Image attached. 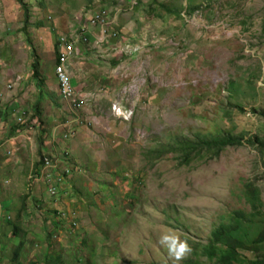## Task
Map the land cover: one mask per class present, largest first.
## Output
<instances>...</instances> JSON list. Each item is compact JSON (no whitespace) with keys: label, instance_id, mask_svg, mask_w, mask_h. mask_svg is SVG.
Listing matches in <instances>:
<instances>
[{"label":"rangeland","instance_id":"obj_1","mask_svg":"<svg viewBox=\"0 0 264 264\" xmlns=\"http://www.w3.org/2000/svg\"><path fill=\"white\" fill-rule=\"evenodd\" d=\"M23 1L27 7L1 1L0 68H18L27 81L35 56L44 76L55 79L49 38L56 42L79 24L94 27L80 16L105 10L113 21L109 33L118 35L88 46L89 61L72 60L77 84L89 73V96L112 85L92 104L107 121L99 132L88 126L98 152L79 150L78 163L69 157L64 168L70 171L61 168L55 196L45 179H27L31 163L44 154L38 153L37 132L32 147L20 149L0 170V264H13L20 243L23 263L41 264L52 253L68 264L205 263L191 253L193 246L206 243L235 210H251L244 193L248 182L260 187L264 210V153L247 143L250 137L264 139V0H136L132 10L118 0ZM3 28L13 39L10 46ZM120 43L127 44L124 51ZM117 58L120 65L112 62ZM232 81L239 92L231 90ZM119 82L120 93L112 90ZM31 85L25 87L27 102ZM128 85L132 91L125 93ZM117 92L122 99L116 101L132 110L128 119L113 115L105 99L115 100ZM16 115H9L11 126ZM43 123L42 144L51 143L50 125ZM227 133L242 136L243 145L227 147L214 159L205 154L185 161L171 149ZM7 216L17 225L16 235Z\"/></svg>","mask_w":264,"mask_h":264},{"label":"crops","instance_id":"obj_2","mask_svg":"<svg viewBox=\"0 0 264 264\" xmlns=\"http://www.w3.org/2000/svg\"><path fill=\"white\" fill-rule=\"evenodd\" d=\"M1 1L2 0H0V7L4 9ZM119 1L128 3L127 0H118V2ZM1 8H0V14L3 13V9ZM4 11L6 14L8 10L7 11L4 10ZM8 13L11 14L10 11H8ZM121 26L122 25H120V27ZM17 28L18 26L16 27V29ZM111 28L112 27L110 26V30H113ZM93 29L94 28H92L91 30ZM75 30L76 29H74L73 31ZM2 31L6 36V38L4 39L6 45L10 46L13 43L12 41L13 39L11 35L7 34L9 32L5 28H3ZM124 31H126V28H124ZM93 32L95 35H97L98 34L97 28H95ZM52 36L49 38V43H51V48L54 49L56 55H58L57 46H56L57 41L54 42ZM91 44L93 43L90 42V44H87V46H81L79 44L78 46H80L79 48L81 49L80 51L78 49V51L80 53L78 52L79 55H77L75 59L79 58L80 60H84L85 58L88 61L92 59L90 58L92 54L88 52L89 51L88 46L91 47ZM120 44H123V43H120ZM56 59L57 58L55 56L54 62L52 61L54 67H55ZM117 60L121 61L120 58H117ZM120 61L117 64H119ZM84 63L85 62H83L82 65ZM99 64L100 62L97 61V64L94 65V68L95 66ZM54 67H53V72H54ZM81 67L79 68V71L83 69ZM71 72H72V77H73V84L76 90L80 92V94L83 95L87 99L86 102L89 103V105H87L86 107L84 104L83 108L80 110L81 112L79 113V115H83V117H85L84 119H87V120L88 119L91 120V117L95 118L96 124H94L93 127L95 131L99 132L100 129L105 128V125H107L106 123L107 121H105L106 119H102L98 115V113L101 111V108L97 110L94 106L97 101H101L99 99H101L108 92L107 89H110L112 85L110 87L107 86L108 83L105 85H102L96 91L92 92L93 93V97H92V96H89V94H91V91L89 90L88 85L85 82V80H87L89 77V73L85 70V72L82 74V77H83L82 83L77 84L76 83L77 80L75 79V77L77 76L76 72L78 71L74 69L73 63L71 64ZM40 74L43 76L45 80L44 82L45 90L43 94L45 95V97H47V99H44L43 101H40L39 98L37 97L39 89L34 84L35 82L32 81V79H29V81H27L28 78L25 77L26 75L24 74V72H21L20 69L18 68H11V67H7L6 69L0 68V94L3 95V101H4L3 102L4 104H2L1 106L2 108L0 110V170L1 171H3V168H5V164L7 163L8 160L10 159L12 160V158L13 159L17 158L14 156L18 153L20 149H22L23 147L27 145H30V148H31L32 144H34V139H35L34 135H37L38 133L40 134L39 127H38L40 124V121L38 120V118L29 120L31 121V123L27 122L28 116L33 114L34 110L36 109V104L38 102L41 103V108H42L41 119L50 125V127L48 128V133L52 135L51 143L48 141H45L44 144L41 143L40 152L42 151L44 153L43 155H46V156L47 154L45 152H48V154H51V157H54V160H56V163L59 167V171H61V168H64V165L66 163L69 164V160H70L69 157L73 158L74 161L78 163V160L76 159V157L79 155V150H84L85 151L84 153H87V150H88L87 154L92 155V156H94L95 152L96 153L98 152V147L95 145V142L92 138V133H90V130L88 128V126L90 125H87L86 123L74 122L73 126L75 127V130H74L73 136L70 135L71 137L68 136L69 138L65 136V134L68 132V129L72 125L71 114L68 112L69 107L67 106L65 102H62L61 100L56 77L55 79H51L49 74L46 75L45 77L42 71H40ZM54 76H55V72H54ZM9 84L13 86L11 90H7L6 88L7 85ZM26 85L33 86L32 88H30L31 98L29 99L28 102L25 100V95H24ZM84 85H85L84 91H81ZM120 85H121V82L117 84L116 89H112V90H116L118 92L121 91L119 89ZM104 86L107 88H105ZM129 87H130L129 85H128V88L124 86L123 90L125 91V93H126V90L128 92L132 91L131 89H129ZM118 92L116 93L117 95L115 97V100L114 99L110 100L109 96L108 98H105V99L108 101H111L112 103L116 102V100L122 99V96L121 95L119 96ZM123 97H124V94H123ZM93 103H94V106L92 107ZM55 108H56V111H55ZM107 109H109V107ZM16 112H18V115H16ZM87 113H90L92 115L87 116ZM9 115H12L14 117L16 115L17 123L15 126H11L12 120L9 119L10 118ZM20 116H24V123H26L22 127H19V125H21L23 122H18L17 120V118ZM60 133L62 134L61 138L59 136ZM36 142L38 144V153H39L40 141L38 140L37 137H36ZM47 142L48 144L45 145V143ZM58 142H62L64 144V147L62 146L60 148L59 147L60 144ZM68 152H70V154ZM9 153L10 155H8ZM5 156L6 158H4ZM34 167H35V163L32 162L28 170L26 171L27 179H29L30 174L32 175V173L35 171ZM65 169L66 168H64V170ZM54 173H57V172L54 171ZM2 178L3 177H0V180ZM31 180L32 182L34 181L33 178H31ZM0 189L2 188L0 187Z\"/></svg>","mask_w":264,"mask_h":264},{"label":"trees","instance_id":"obj_3","mask_svg":"<svg viewBox=\"0 0 264 264\" xmlns=\"http://www.w3.org/2000/svg\"><path fill=\"white\" fill-rule=\"evenodd\" d=\"M22 4V6L27 7L23 0H17ZM94 27H89L92 29ZM110 30V27H109ZM108 30V31H109ZM110 32V31H109ZM116 35L118 33L113 31ZM89 40L91 37L89 36ZM35 59L32 62L31 79L34 81L38 90V96L41 95L45 90V80L40 74L39 61ZM57 58V55H56ZM57 60V59H56ZM120 60L112 61L117 64ZM254 76H251L248 81L249 86H251ZM44 86V87H43ZM231 90L234 93L240 91V88L236 85L235 81L230 82ZM40 97V98H41ZM239 110H243L242 107H238ZM42 108L40 102L36 104V109L33 114L28 116V121L34 118H38L40 121L39 128L44 125L41 119ZM26 123H22L19 127L24 126ZM44 129V128H43ZM45 130H41L43 132ZM37 137L40 141L39 149L42 143V134ZM247 143L253 147H256L258 151L264 153V139L259 137H250L247 139ZM243 145V137L236 136L230 133L221 135L220 137H211L201 139L199 141H182L179 145L173 146V150L182 153V158L185 161L191 159L192 156H203L210 155L211 159L219 157L221 152L227 147H235ZM41 153V152H40ZM162 154V153H161ZM156 155V154H155ZM160 155V153H157ZM43 155L41 154L40 160L35 162L34 175L39 174V169L42 165L41 159ZM245 198L249 203L251 210H235L231 215L227 223H221L215 227L210 234V237L206 243H201L193 246L191 253L196 254V256H202L207 259L203 264H264V210H262L260 187L256 185L255 182H248L245 184ZM20 213V212H19ZM17 214V222L21 221L20 214ZM8 223L14 224L13 234L17 233V225L6 218ZM52 234H49V239ZM23 244L20 243L11 257L13 264H38L35 261H30L29 263H23L18 259L19 251ZM43 263L41 264H68L62 259L60 254H45ZM78 262L81 260L76 259ZM192 261V260H190ZM186 264H200L193 262H187Z\"/></svg>","mask_w":264,"mask_h":264},{"label":"built area","instance_id":"obj_4","mask_svg":"<svg viewBox=\"0 0 264 264\" xmlns=\"http://www.w3.org/2000/svg\"><path fill=\"white\" fill-rule=\"evenodd\" d=\"M136 0H131L129 2V8L132 10V7L136 5ZM88 22L93 25L95 28H98V34L95 36L94 45L101 46L103 44H107L111 35L115 38L117 35L115 33H109V27L111 26L113 21H110L109 14L105 10H98L94 14H86L84 18ZM115 19V18H114ZM79 31H75L73 34L69 35H61L58 40V57L57 62L55 64L54 72L55 77L58 82L59 94L61 96L62 102H65L69 107V113L72 118V125L69 129L68 135L74 134V122L85 123L83 115H79L80 110L83 108L87 99L78 92L73 84V77L71 72V64L72 60L75 59L77 55V47L78 43H88L89 35L92 34L91 29L87 27L85 24H81L79 26ZM127 44H119L118 49L124 51ZM12 85H7V90L12 89ZM3 103V95L0 94V108ZM111 113L117 117H122L123 119H127L131 116L132 110L130 108H125V106L120 103V101H116L112 103ZM19 122H24V116L18 117ZM87 125L91 123L96 124L95 118L91 117V120H88ZM58 165L51 158L44 156L43 164L39 171V175L36 177L37 179H45L48 183L47 190L51 196L57 195V185L61 181L59 177H55L53 174V170L57 169ZM33 176H30V179ZM35 178V177H34ZM2 215L0 211V216Z\"/></svg>","mask_w":264,"mask_h":264},{"label":"clouds","instance_id":"obj_5","mask_svg":"<svg viewBox=\"0 0 264 264\" xmlns=\"http://www.w3.org/2000/svg\"><path fill=\"white\" fill-rule=\"evenodd\" d=\"M128 5H129V2L127 3ZM137 4V3H136ZM82 18H84V15H82V16H80V21L81 22H83L82 21ZM81 24H79V26H80ZM79 26H78V28H76V30L75 31H79ZM95 28V27H94ZM75 31H73V33L75 32ZM91 32H92V34H90L89 36L91 37V40H89V42L88 43H78L77 45H76V47L79 45V44H90V42H92L93 44H91V47H97L96 45H94V40H95V34H94V32H93V30H91ZM73 33H69V34H73ZM68 35V34H67ZM60 37V36H59ZM59 37H58V40H59ZM58 40H57V43H56V45H57V48H58ZM108 44V43H107ZM57 52H58V49H57ZM79 53H78V49H77V55H78ZM76 55V56H77ZM57 57H58V55H57ZM56 62H57V60H56ZM73 63V62H72ZM56 64V63H55ZM55 68V67H54ZM57 80V79H56ZM73 82V81H72ZM70 129V128H69ZM69 129H68V132L65 134V136L66 137H71L70 135H68L69 134ZM74 130H75V127H74ZM73 136V135H72ZM44 156H46V155H43V158H44ZM47 157H49V158H51L50 156H48L47 155ZM43 158L41 159V161H42V164H43ZM53 161H55L56 162V160H54V158H51ZM42 166V165H41ZM40 169H41V167H40ZM40 169H39V171H40ZM54 171H56L57 173H54ZM70 171V168L69 169H65L62 173L63 174H65V173H68ZM60 171H59V167L57 168V169H55V170H53V174L55 175V177H59L60 179H61V177H63V174H62ZM39 175V174H38ZM38 175H34L33 173H32V175L30 174V176H33V177H36V176H38ZM59 184V183H58ZM57 190H58V185H57ZM58 193V192H57ZM3 217V215H1L0 216V218H2ZM6 218H9V216H7Z\"/></svg>","mask_w":264,"mask_h":264},{"label":"bare ground","instance_id":"obj_6","mask_svg":"<svg viewBox=\"0 0 264 264\" xmlns=\"http://www.w3.org/2000/svg\"><path fill=\"white\" fill-rule=\"evenodd\" d=\"M86 103H87V102H85V106H86ZM127 119H128V118H127Z\"/></svg>","mask_w":264,"mask_h":264}]
</instances>
